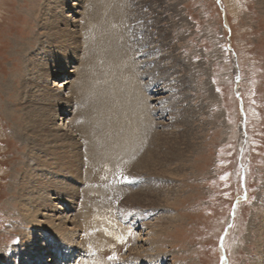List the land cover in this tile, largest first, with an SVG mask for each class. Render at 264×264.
Masks as SVG:
<instances>
[{"label": "rangeland", "instance_id": "rangeland-1", "mask_svg": "<svg viewBox=\"0 0 264 264\" xmlns=\"http://www.w3.org/2000/svg\"><path fill=\"white\" fill-rule=\"evenodd\" d=\"M57 1L0 0V264H18L27 256L40 264H87L92 260L90 247L72 246L74 251L69 252L67 238L58 239L46 230L33 232L22 206L30 203L25 179L45 178L37 171L38 158H52L45 156L44 147L32 145L23 132L36 119L31 114L37 111L39 98L34 95H43L42 87L48 85L53 92L69 97L68 90L60 88L63 81L58 80L66 76L56 72L76 68L78 72L67 74L66 81L79 78L87 54L92 59L88 74L105 77L112 89L109 97L116 90L138 106L135 98L143 96L146 120L151 121L146 138L157 134L159 147L155 177H162L164 188L173 191L165 203L154 199L149 206L135 204L132 208L128 199L119 196L136 190L146 178L142 165L126 174L105 177L108 193L119 199L108 198L103 208L105 226L100 230L109 238L96 257L99 264H133L134 253L142 258L140 264H224L220 241L229 222L230 229L221 241L226 263L262 264L260 235L264 234L257 235L254 228L264 223V0H220V4L217 0H110L111 7L118 6L122 14L113 16L116 12L105 8L104 27H100L105 46L99 50L96 39L92 47L85 44L86 56L80 23L83 9L90 5L92 10L93 2L65 0L70 5L57 18L52 9H46ZM70 33H75L74 40ZM115 58L118 64H113ZM46 69L53 74L44 73ZM129 77L134 85L127 81ZM43 105L36 116L42 119L49 111L55 129L52 134L72 135L78 141L71 123L66 124L76 115L73 102L67 99L60 115L53 114L55 106L47 110ZM134 107L142 117L141 106ZM132 113L126 112L124 121L128 129L133 128L128 139L134 144L135 138L143 140L144 127L128 122ZM50 140L47 145H54ZM152 145L155 147V140ZM136 146L140 153L141 147ZM69 149H65L67 159ZM55 164L51 160V167ZM66 168L63 179L54 180L57 173L49 174L68 194L56 201L54 192L44 196L39 191L31 200L46 198L57 206L47 216L53 214L55 225L62 222L71 230L82 198L70 195L78 184L66 180ZM161 169L171 174H163ZM137 171L140 173L132 174ZM244 194L247 199L233 209ZM170 215L172 224L160 233V218ZM109 218L114 225L104 230ZM141 219L147 229L139 225ZM77 233L74 241L79 244L82 234ZM118 234L127 238L116 237ZM33 248L42 253L41 259Z\"/></svg>", "mask_w": 264, "mask_h": 264}, {"label": "bare ground", "instance_id": "bare-ground-1", "mask_svg": "<svg viewBox=\"0 0 264 264\" xmlns=\"http://www.w3.org/2000/svg\"><path fill=\"white\" fill-rule=\"evenodd\" d=\"M86 1L90 3L93 2L94 5L91 4L92 10L88 8L90 5L87 6V9L91 11H87V9H83V19L80 23V34L82 37L81 40L82 44L81 42L79 43L75 41L79 45L81 44L83 46V52L85 56H86L85 44L88 47H92L94 43L93 40L96 39L97 48L99 50H102L105 46V41L102 38L103 29L100 28V27H104L103 26L104 20L102 18V13L104 12L105 8H107L108 11L110 10L111 12H116L115 14H113V16H121L120 14H122L120 13L119 11L120 8L118 6L111 7L110 0H85V2ZM54 4L55 5L51 6L50 9L49 6L46 9L48 10L52 9L54 11V15L57 18H61L62 11L65 10V8L69 7L70 5L65 0H58L57 3L54 2ZM58 9L61 11L59 13H56L55 11H57ZM67 27L68 25L66 24V26H64L65 31ZM95 28H97L98 30ZM67 32H74V30ZM113 32L114 31H111L110 34H112ZM69 35L74 40L75 33H70ZM118 63H119V59L115 58L113 64H118ZM91 68H92V59L91 56L87 54L83 63L84 74L81 73L77 74L79 75V78L76 77L75 80L72 79L71 81H66V79L68 78L67 74L78 72L76 68L72 69L73 70L72 72L69 71L67 67L61 68L59 69V72H56V74L58 75L66 76V78L63 79L61 78L58 80L63 81V84L60 86V88H62L63 90H68L70 94L69 97L66 96L65 98L64 95L57 94L58 91H56V93L53 92L51 87L50 88L47 87L48 85L42 87L43 88L42 93L44 96H47L46 97L47 100L41 99L42 94L38 92L34 95V97L39 98L37 102L39 106L43 102H44L43 106L47 107V110L48 108L49 110H53L52 108L55 106V110L53 111V114L57 113L58 115H60L61 112H63L62 110H65L64 108L67 99L68 102L71 101L73 102V106L76 109V115L73 116L71 119L67 120L66 124H69V122L71 123L69 124L70 130L72 131V133H74V136L78 138V141L76 139H72L71 137L72 135L66 134V136L68 135L67 138L66 136H57L55 134H52V132H54L55 129L53 127L54 126L53 118L47 115L49 111L46 112L44 115H41L42 119L41 118L38 119V116H36V114L38 113L39 106H35V109H37V111H35L31 115H34L33 119L34 117L36 119L35 121L32 122V124H29L28 127H25L23 132L28 137L27 139L32 145H39L44 147L45 149L43 153L45 154V156L48 157L51 156L52 158H48L47 160L45 159L44 156L38 158L41 165L38 167L37 171L42 172L45 178L40 179L39 177L38 178L35 177L30 182L28 181V178L25 179L27 181L25 183L26 184L25 195L26 194L30 195V203L25 204L22 201L24 203V204L22 203L23 204L22 206L25 210L23 215L26 219V223H28L31 226L33 232L39 230H46V231H50L52 234H56L58 239L67 238L69 243L68 246H66V248L69 250V252H73L74 251L73 248L76 247L81 248L82 246V248L85 247L84 249L86 250L90 247L91 249L90 251L93 252L94 254L90 258L92 260L87 264H99V262L96 260V257L99 256V251L104 247V242L109 238L108 236H104L101 232L102 230H100V227L105 226L103 224V216H104L103 213L105 209L103 208H105V204L107 203L108 198H115L116 200H118L119 198H126L131 204L128 205V207L130 206L133 208L132 205L136 204L137 207L142 208L143 206L151 205L152 200L154 199H156V201H159V203L167 202V199H169V197L172 196L173 191L172 190L169 191V189H166V187L164 188L163 183H165V181H163L161 174L159 175V177H161L160 179L156 180L155 177L157 176V172H155L156 170L155 163L157 162V159L160 156L158 153L159 147L157 146V140L155 139L157 138L156 137L157 134L155 133L154 135L150 134L149 136H152L150 140H147L146 138L147 131H145V129L149 130L151 128L150 126L151 121L146 120V116H145L146 104L143 102L144 100L141 99V97L143 96H139L135 98V100L139 102L138 106H141V112H142V117H141L139 113L136 112L137 109L133 110L132 108V106H135L134 108H137L138 106L131 101H127L123 99L122 95L118 91L114 90V92L109 97L108 93L111 92L112 89L106 83L107 81L103 80L105 79V77H101L100 79L99 77H97L98 76L97 74H88ZM43 72L44 73L48 72L50 75L53 74V72L49 71V69L48 70L46 69V71L44 70ZM111 75L116 77V74H111ZM41 78L42 76L40 77V81L42 80ZM48 78L49 75L46 78H44L45 83L47 82ZM127 81L131 82L132 81L131 77H129ZM131 83L134 85L136 82L133 81ZM67 85L70 88H68ZM127 89H130V87L127 86ZM56 108L58 112H56ZM128 111L133 112L132 119H129L128 121L129 123H133V125L134 123L143 124L144 128H142V133H143L144 142L141 138H138L137 140L135 138L134 144H132V142L128 139V137H131L133 135V131L131 130L133 128L130 127L131 129H128L129 126H127V124L124 121L125 114ZM44 116H46L47 118L44 119ZM64 116L65 118H67L66 112H64ZM65 118H63V120ZM137 121H141V122H137ZM145 126L147 127L145 128ZM157 126L163 127L161 125H157ZM154 132H157L156 129H154ZM50 138H51L50 142L54 144L52 146L47 145L48 140ZM154 140H155V147L152 145ZM136 144L141 147L140 153H137ZM68 147H70L69 153L67 155L69 159H67L65 155V149H67ZM37 156L38 154L36 155L35 158L33 157L32 158L36 159ZM71 159H73V161H71L72 163L70 162ZM51 160L57 162V164H55L53 167H51ZM141 165L145 172L146 178L148 179L147 181L146 178L144 180H141L142 182L140 181L139 186L136 190L126 191L120 196L116 194L108 193V188L103 183L105 177H111L119 173L126 174V170H134L139 168ZM31 166L35 167L36 162L33 163ZM67 166H68V171L66 172L69 174V177L66 180L78 184V189H76V191L72 189L70 195H74L75 196L74 198L78 200L79 198H82V201L79 202L77 209L75 210L74 220L70 223L72 226L71 230L66 228L65 223L62 224V222H60L61 224L55 225L53 220V214L47 216V212H51V213L56 212V209L58 208L57 206L55 207V205H52L49 201H47L46 198H43L41 201H39L40 199L39 200L34 199L33 201L31 200L33 195L39 191L44 196H47V193L49 192H54V194L56 195L54 200L56 201L60 200L58 196L60 197L61 195H65L67 193L66 192L67 190L59 186L60 181L57 182V181H53V179H50L51 173L49 174V172L57 173L58 176L55 177L54 180L63 179L64 175L62 171L67 169L66 168ZM168 171L169 170L166 169L160 172H163V174H167L166 172ZM27 172L28 170L24 171L25 176ZM136 173H140V171H137L132 174H136ZM128 177L133 178L132 176H128ZM68 207L69 210L72 209L70 205ZM262 208H263L262 210L264 211V207ZM44 212L45 214H43ZM139 217L141 218V215ZM38 218H42L44 220L38 222L40 221L38 220ZM262 218L263 215L261 219ZM172 219L174 218L171 217V215L170 217L160 218L159 220L161 222L160 233L163 231L162 228H164L166 225L172 224ZM261 219L259 218L258 220ZM142 220L143 219L139 220L140 221L139 225H142L143 228L147 229L148 224L147 225L145 223L142 224ZM110 221H112V218H109V221H107V226L104 228V230L112 229L114 223H112L113 225H111V223H109ZM254 230H256L257 235L259 234V232H262L264 234V223L258 224L254 228ZM77 231L79 234H82L80 237L79 244L75 243L74 241V234ZM128 231L131 235L132 231L130 229H128ZM26 235L28 236L29 234L27 233ZM118 236L119 238H123V239L127 238L125 236L123 237L121 234L116 235V237ZM260 237L263 239V242L261 243L262 244L261 254H263L262 255L263 257L260 258V261L262 264H264V236L260 235ZM131 239H135V238L132 237ZM34 244H39V242L35 241ZM134 245H135L134 243L131 244V246ZM33 249L32 252H34V255L36 253V255L40 256L41 259V257H43L42 253L38 252V248H33ZM24 256H25V252L24 254H22L19 261ZM133 259L137 264H140L142 261V258L138 256L136 253H134ZM153 259L154 257L149 258L148 261H151ZM13 261L15 260L12 261L10 260V263ZM31 261L32 260H28V256H27L24 259H22L21 262H18V264H40V262L37 261L31 262ZM49 264H52V262L50 261Z\"/></svg>", "mask_w": 264, "mask_h": 264}, {"label": "water", "instance_id": "water-1", "mask_svg": "<svg viewBox=\"0 0 264 264\" xmlns=\"http://www.w3.org/2000/svg\"><path fill=\"white\" fill-rule=\"evenodd\" d=\"M217 2H218V4H220V0H217ZM236 81H237V79H236ZM236 81H235V82H236ZM237 97L239 98V95H238V94H237ZM245 195H246V194H244L243 197H240V198H238V199L235 201L234 206H233V209H234L235 205H236L237 203H239L240 200L245 199ZM231 216H233V214H231ZM231 221H232V220H231ZM230 226H231V222H229V224L226 226L225 231H224L223 235L221 236V241H222V239L224 238L225 234L228 233V231H229V229H230ZM221 241H220L221 254H222V257H223L224 264H227V263H226L227 261H226V259H225V253H224V250L222 249Z\"/></svg>", "mask_w": 264, "mask_h": 264}, {"label": "snow or ice", "instance_id": "snow-or-ice-1", "mask_svg": "<svg viewBox=\"0 0 264 264\" xmlns=\"http://www.w3.org/2000/svg\"><path fill=\"white\" fill-rule=\"evenodd\" d=\"M245 199H247V196H246V195H245ZM111 258H114V257H111ZM111 258H110V259H111Z\"/></svg>", "mask_w": 264, "mask_h": 264}]
</instances>
